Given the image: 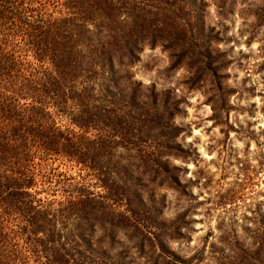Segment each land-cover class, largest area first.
<instances>
[{
    "label": "trees",
    "instance_id": "obj_1",
    "mask_svg": "<svg viewBox=\"0 0 264 264\" xmlns=\"http://www.w3.org/2000/svg\"><path fill=\"white\" fill-rule=\"evenodd\" d=\"M191 1L0 0V264H139L125 261L126 247L110 253L125 228L137 252L149 248L150 264L183 261L138 220L139 176L129 171L177 187L162 157L175 154L169 143L180 128L166 122L169 99L129 67L144 42L158 40L172 66L202 60L204 7ZM56 158L79 165L101 190L73 181L60 198H42L39 172L44 183Z\"/></svg>",
    "mask_w": 264,
    "mask_h": 264
},
{
    "label": "rangeland",
    "instance_id": "obj_2",
    "mask_svg": "<svg viewBox=\"0 0 264 264\" xmlns=\"http://www.w3.org/2000/svg\"><path fill=\"white\" fill-rule=\"evenodd\" d=\"M203 1H191L204 7L201 61L179 57L172 66L174 55L158 40L144 42L129 67L134 79L154 84L169 99L174 115L166 122L180 128L169 143L175 154L162 157L175 169L177 187L149 181V173L129 166L131 176H139L138 220L159 231L171 254L183 260L161 258L159 264H264V0ZM56 118L71 127L66 116ZM49 162L44 183L40 171L35 187L42 198H60L73 181L101 190L79 165L64 158ZM129 232H118L110 253L126 247L125 261L131 256L150 264L149 248L137 252ZM142 234L137 229L134 240Z\"/></svg>",
    "mask_w": 264,
    "mask_h": 264
}]
</instances>
